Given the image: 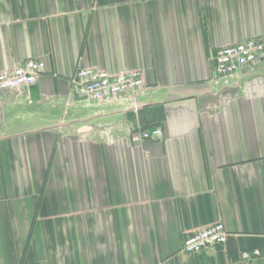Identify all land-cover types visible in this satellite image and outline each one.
I'll return each mask as SVG.
<instances>
[{
    "label": "crops",
    "instance_id": "0c3cea01",
    "mask_svg": "<svg viewBox=\"0 0 264 264\" xmlns=\"http://www.w3.org/2000/svg\"><path fill=\"white\" fill-rule=\"evenodd\" d=\"M248 39L264 0H0V72L45 65L0 92V264H264V53L211 60ZM79 68L140 71L138 110L80 97ZM216 222L224 245L181 252Z\"/></svg>",
    "mask_w": 264,
    "mask_h": 264
},
{
    "label": "built area",
    "instance_id": "2783aa9c",
    "mask_svg": "<svg viewBox=\"0 0 264 264\" xmlns=\"http://www.w3.org/2000/svg\"><path fill=\"white\" fill-rule=\"evenodd\" d=\"M264 53V44L261 40L248 39L230 46L220 48L212 57L214 73L220 78H230L240 71L253 68ZM45 65L40 60L29 59L11 70L0 72V92H21L35 85L38 77L43 73ZM75 92L83 99L106 104L120 98L130 100L131 109L137 111L139 105L135 102L136 96L144 87L143 75L140 71H129L118 74H109L106 71L93 68H79L75 73ZM162 136L160 129L135 133L131 140L140 145L145 140L156 139ZM227 233L221 222L205 226L189 236L181 245L184 255H197L215 246L224 245ZM261 257L259 250L242 252L240 259L243 262H252Z\"/></svg>",
    "mask_w": 264,
    "mask_h": 264
}]
</instances>
